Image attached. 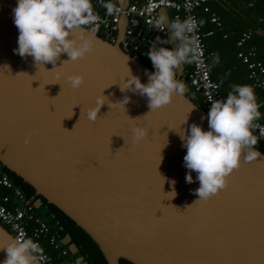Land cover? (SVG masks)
Returning a JSON list of instances; mask_svg holds the SVG:
<instances>
[{"label":"water","instance_id":"95a60500","mask_svg":"<svg viewBox=\"0 0 264 264\" xmlns=\"http://www.w3.org/2000/svg\"><path fill=\"white\" fill-rule=\"evenodd\" d=\"M17 3L0 0V166L32 188L39 197L34 207L43 200L60 211L96 245L105 264H264V155L254 149L260 156L250 163L242 158L225 189L198 200L197 174L186 182L180 134L187 135L192 123L208 131L209 110L193 103L188 88L153 111L146 96L120 90L128 69L145 84L146 73L155 72L144 64L147 56L120 47L126 18L109 32L114 42L86 30L94 47L85 57L61 64L68 59L62 54L59 68L37 67L31 56L14 51ZM118 4L125 7L127 0ZM158 15L168 20L166 10ZM56 72L63 78L57 80ZM74 74L84 77L79 89L67 80ZM183 77L181 66L177 79ZM101 95L105 104L92 122L86 112ZM124 96L130 97L125 108L112 106ZM135 127L148 130L144 140L134 141ZM13 241L0 225V264ZM60 244L75 255L68 235ZM74 263L87 264L81 257Z\"/></svg>","mask_w":264,"mask_h":264},{"label":"clouds","instance_id":"9594fccd","mask_svg":"<svg viewBox=\"0 0 264 264\" xmlns=\"http://www.w3.org/2000/svg\"><path fill=\"white\" fill-rule=\"evenodd\" d=\"M104 6L109 14L117 10L112 3ZM13 14L19 32L18 48L14 51L22 58L31 56L37 67L50 63L56 69L62 54H66L68 59L61 64L82 59L93 50L94 41L86 34V27L98 19L93 13L91 0H18ZM156 26L161 32L167 26L171 36L167 39L157 36L147 52L155 72L146 73L148 82L145 84L128 69L129 79L124 80L123 87L120 86L122 92L129 90L146 96L150 111L168 106L176 95H184L186 86L177 79V73L183 64L191 63L195 55V41L190 37L197 28V22L193 18L170 22L161 15ZM173 41L177 44L174 49L157 46ZM62 78L63 74L56 72V79ZM67 80L73 89H79L84 77L74 74L69 75ZM104 97H97L95 106L87 109L88 120L95 122L98 119V113L105 104ZM129 101L130 97L124 96L119 102L111 104L125 108ZM260 115L252 87L233 85L225 100L211 103L207 116L208 131L192 123L187 135L180 134L182 146L187 149L184 156L185 167L189 170L186 182L193 183L191 173L197 174L200 186L195 194L198 200L206 201L225 189L228 177L241 167L242 158L244 163H250L260 156L254 150L257 138L251 131L255 126L253 122ZM186 123L187 119L183 124ZM147 135V129L133 128L134 141L140 142ZM28 142L25 140V143ZM172 194L175 195L174 192ZM3 250L6 252L3 264H39L43 254V249L31 238L16 239Z\"/></svg>","mask_w":264,"mask_h":264},{"label":"built area","instance_id":"2783aa9c","mask_svg":"<svg viewBox=\"0 0 264 264\" xmlns=\"http://www.w3.org/2000/svg\"><path fill=\"white\" fill-rule=\"evenodd\" d=\"M210 0H127V5L121 7L118 0H109L107 3H112L116 11L109 14L104 6L103 0H91L93 13L98 17L97 21L86 27V30L93 35L101 32L106 35L110 42H114V37L109 35V32L117 30L116 20L122 16L126 18V27L124 30V40H121L120 47L129 54L138 53L140 57L147 56L146 51H149L150 46L156 40L157 36L161 39H166V29L161 32L156 26V21L160 18L158 15L159 9L168 11V21L177 19L183 21L187 18H193L197 22V28L190 38H193L195 43V55L192 62L189 63V69L185 72V86L193 95V100H198L203 106H211V103L217 100H225L227 95H222L218 91V86L210 79L209 66L207 64V55L205 53L204 38L210 37L213 33L208 30L204 33L200 31L196 11L201 10L203 13H208V21L216 28H220L221 24L218 17L209 13L206 4ZM258 26L253 29H247L241 33L240 37L235 42V47L238 48L236 58L245 65L247 70V78L251 80L252 85L260 90H264V64L255 60V51L253 48L241 50L244 43L252 37L258 35L264 43V17L257 20ZM148 32V38L143 39L138 37L137 42H134L130 37L140 30ZM167 47V45H157ZM170 49V48H169ZM254 127L251 129L252 134L257 138V144H264V122L256 120L253 122ZM0 187L7 191L5 194H0V225L16 239L31 238L39 244V240L43 239L46 244L56 252V257H52L43 251L42 257L39 259V264H71L67 259V251L61 248L53 233H50L48 226L38 217L33 215V207L30 202L26 201L20 192L15 187L9 178L0 170ZM40 246V244H39ZM41 247V246H40ZM42 248V247H41Z\"/></svg>","mask_w":264,"mask_h":264},{"label":"trees","instance_id":"16d2710c","mask_svg":"<svg viewBox=\"0 0 264 264\" xmlns=\"http://www.w3.org/2000/svg\"><path fill=\"white\" fill-rule=\"evenodd\" d=\"M103 1L107 3L109 0ZM206 6L209 13H213L218 17L221 24L220 28H216L209 23L208 13H203L201 10H197L195 13L200 31L202 33L208 30L213 31L210 37L204 38L210 79L218 86V91L222 95L228 94L232 90L233 85H248L252 87L261 114L258 120L264 122V115H262L264 113V90L254 87L251 80L247 78L246 67L236 58L238 48L235 47V42L241 33L247 29L257 27V20L264 17V0H210ZM96 35L101 37L102 33L98 32ZM248 48H253L255 51L254 59L264 64V43L262 38L255 34L252 35L250 40L246 41L240 49L246 50ZM144 64L153 67L150 61H146ZM185 67L187 71L189 63H186ZM185 76L183 79H185ZM192 101L202 110H210L211 106H203L198 100ZM254 149L264 155L263 143L256 144ZM0 170L20 190L24 199L34 205L35 200L39 197L34 195L32 188L5 168L0 166ZM5 193L7 191L0 187V194ZM40 209H43L41 213ZM32 211L35 217L40 218L48 226L50 233L55 235L58 243L65 235L69 236L70 242L77 249L75 255L71 256L66 246H61V248L67 251V259L70 260L71 264H75L74 259L77 257H81L82 261L87 264H105L96 245L90 238L55 207L46 204L42 200L41 206L38 208L33 207ZM39 244L45 253L56 257V252L43 239L39 240ZM118 264L130 263L119 260Z\"/></svg>","mask_w":264,"mask_h":264},{"label":"crops","instance_id":"0c3cea01","mask_svg":"<svg viewBox=\"0 0 264 264\" xmlns=\"http://www.w3.org/2000/svg\"><path fill=\"white\" fill-rule=\"evenodd\" d=\"M168 11H167V15H168ZM136 34L134 35V38L133 39H131V40H133L134 42H137V40H138V37H141V38H143V39H147L148 38V32L147 31H144L142 28H140V30H138V34H137V32H135ZM218 63V62H217ZM183 66V71H184V74H185V72H186V67H185V64H183L182 65ZM262 115H264V113L262 114Z\"/></svg>","mask_w":264,"mask_h":264},{"label":"rangeland","instance_id":"374dc122","mask_svg":"<svg viewBox=\"0 0 264 264\" xmlns=\"http://www.w3.org/2000/svg\"><path fill=\"white\" fill-rule=\"evenodd\" d=\"M42 210H43V209H40V213H41Z\"/></svg>","mask_w":264,"mask_h":264},{"label":"flooded vegetation","instance_id":"af4514ba","mask_svg":"<svg viewBox=\"0 0 264 264\" xmlns=\"http://www.w3.org/2000/svg\"><path fill=\"white\" fill-rule=\"evenodd\" d=\"M183 82H185V79H183Z\"/></svg>","mask_w":264,"mask_h":264}]
</instances>
